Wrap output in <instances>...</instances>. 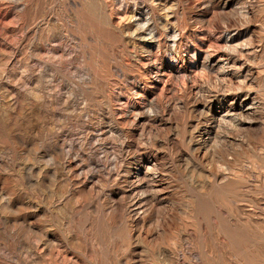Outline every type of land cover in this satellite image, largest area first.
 I'll use <instances>...</instances> for the list:
<instances>
[{"label":"rangeland","instance_id":"1","mask_svg":"<svg viewBox=\"0 0 264 264\" xmlns=\"http://www.w3.org/2000/svg\"><path fill=\"white\" fill-rule=\"evenodd\" d=\"M0 264H264V0H0Z\"/></svg>","mask_w":264,"mask_h":264}]
</instances>
